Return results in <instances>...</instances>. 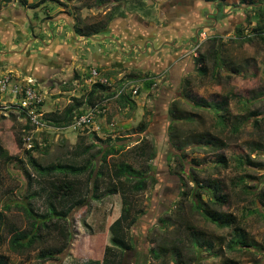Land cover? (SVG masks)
<instances>
[{"label":"rangeland","instance_id":"374dc122","mask_svg":"<svg viewBox=\"0 0 264 264\" xmlns=\"http://www.w3.org/2000/svg\"><path fill=\"white\" fill-rule=\"evenodd\" d=\"M173 1L140 0L144 7L139 10L134 0H108L106 8L97 7L95 0H0V79L32 80L42 98L44 118L51 114L59 117L74 99L79 101L75 113L85 112L90 86L104 80L102 86L107 88L97 95V104H104L100 110L105 109V113L96 116L94 126L73 130L46 123L41 129L24 132L30 138V149L27 145L19 148L16 142L27 122L16 110L6 112L3 108L12 105V98L0 96V147L14 158L10 165L0 166V212L5 226L13 225L17 233L26 235L33 231L31 216L24 213L29 192L23 173L27 167L25 150L37 146L31 155L41 165H81L88 160L98 166L100 150L113 146L117 153L106 159L109 168L124 163L134 170L145 169L150 177L144 192L132 199L131 218L136 216L137 220L128 229L126 241L133 249L122 264H174L171 252L163 255L159 251L172 245L181 253L183 264H264V252L257 249L264 246V172L238 163L240 159L264 163L263 154L250 151L253 144L264 146V121L255 128L254 119L249 118L234 134L230 126L217 128L216 111L210 108L226 103V111L238 123L251 112L264 114V41L250 31L257 25L254 9L262 7L261 1L193 0L195 6L189 3L192 6L186 13L193 15L190 19L195 21L199 43L189 48L190 53L183 46L188 39L170 26L187 17L183 16L185 8L174 9L172 14L163 12ZM108 12L116 17L108 31L91 38L75 36L74 24H95ZM119 14L123 17L118 18ZM117 31L127 40L125 48L113 37ZM93 38L101 42L104 55L117 51L113 66H97L92 61L94 55L103 56L98 51L99 42L94 43ZM147 38L150 41L146 45ZM52 42L59 49L49 58L47 46ZM133 45L139 49L129 47ZM158 50L163 57L158 56ZM200 55L204 57V75L197 72L194 63ZM233 68L240 73H232ZM93 69L98 73L95 80L90 76ZM150 81L153 84L146 88L145 83ZM121 97L128 98L133 106L129 108ZM174 108L178 110L176 116H196L192 123L177 125L182 140L209 134L225 147L188 146L176 152L168 135L169 113ZM76 146L88 148V154L76 156ZM138 146L144 147V155L136 149ZM221 157L226 160L225 167L219 164ZM243 178L244 183L239 185ZM192 179L204 186L199 198L203 206L212 199V183L221 182L228 196L222 212L233 220L230 227H216L192 207L197 199L191 196L199 190ZM40 203L37 199L30 203L38 214L43 213ZM120 207L118 195L103 196L100 201L89 198L68 217V242L53 234L44 245L28 253L14 252L10 247L12 234L2 228L0 258L6 264H99L104 247L113 237L111 225ZM235 228L244 232L253 249L227 248ZM194 235L201 250L191 243ZM204 244H211L213 251ZM60 247L61 252L56 254ZM151 250L160 252L159 259H153ZM46 251L52 257L41 258Z\"/></svg>","mask_w":264,"mask_h":264},{"label":"trees","instance_id":"16d2710c","mask_svg":"<svg viewBox=\"0 0 264 264\" xmlns=\"http://www.w3.org/2000/svg\"><path fill=\"white\" fill-rule=\"evenodd\" d=\"M139 10L144 7V4L140 3V0H134ZM207 3H217V0H200ZM244 3V0H241ZM261 6L258 9H254L257 12V25L250 30L254 37L264 41V0H260ZM106 3L108 0H95V5L97 7L106 8ZM23 5H26L25 1H22ZM221 6V4H218ZM37 6H33L36 8ZM30 7V9H33ZM123 14H119L118 18H122ZM115 15L111 12L105 14L102 21H99L92 25H73V31L76 37L79 38H91L97 35H101L107 31L110 23L115 19ZM215 38L212 42L215 43ZM251 41V39H247ZM213 57L216 58V52L212 51ZM204 57L200 55L195 59L194 63L198 66L197 72L200 75L205 74V70L202 67ZM200 66V67H199ZM234 74H239L240 71L237 68L231 70ZM153 83L150 81L145 87L148 88ZM106 87L99 83H94L90 86V90L87 95L86 105L88 107H94L98 101V93L105 92ZM260 93L257 94L259 96ZM110 96H113L110 95ZM120 100L127 105L129 108L133 106V102H130L128 98L121 97ZM74 104H71L62 112L59 117L56 114L48 115L44 118L47 124H52L56 128H68L71 125L74 115H81L83 112H76L75 110L79 105L77 99L73 100ZM226 103L220 104L218 106L210 107L215 112V125L220 129H227L230 126V132L236 134L240 132V127L248 121L249 118L253 120V126L256 128L260 127L259 121H264L263 112H251L248 114L246 119L241 118V122H237L234 117L229 115L226 111ZM196 107L198 105H195ZM202 107V106H201ZM223 114H220V111ZM178 112L177 109L170 111V125L168 127V135L170 143L175 147L176 152H181L185 150L186 147H194L198 149L204 148H215L218 144L220 148L225 147V144L221 141L214 139L213 136L200 135V136H188L185 140H182L178 131L179 123H192L195 121L196 116L191 114L176 116ZM257 119V120H255ZM241 123V124H240ZM239 124V125H238ZM32 128L27 124L24 128V132H29ZM24 134H19L16 142L19 148H22V136ZM110 141V140H108ZM93 147V146H91ZM37 146H33L31 150H25L26 158V169L24 168L23 173L27 181V187L29 192H27L26 199L28 201L27 208L24 209L26 215L31 216L33 231L31 234L26 235L24 233H17L15 226L9 225L5 226V219L3 214L0 212V232L2 228L7 233H11L10 247L14 252L19 254L28 253L34 251L41 245H44L46 238H52L53 234L58 236L62 242L69 241L70 234L67 230V221L69 215L76 210L78 207L86 204L87 199L94 201H100L103 196H114L118 195L120 197L121 207L118 218L112 223L111 230L113 231V237L110 240L109 245L104 247L103 257L101 263L99 264H122L126 255L132 252L131 244L126 241V234L131 225L135 224L136 216L131 218L132 214V199L140 195L146 189L147 181L150 177L145 169L134 170L132 167L122 163L109 168L107 166L106 159L109 156H114L117 151L113 146H109L107 150H100L101 153L100 161L98 166L92 164V161H84L83 164L78 165L76 163H56L41 165L35 159L32 158L31 153L37 151ZM141 155L145 154L144 147H137ZM252 152H256L264 155L263 144H253L250 148ZM76 156H85L88 154V148H82L81 146H76L75 151ZM151 159V158H150ZM14 162V158L10 157L8 153L0 147V166L10 165ZM239 165L243 166L244 163L249 168L256 169V171L264 172V163L254 162L250 160H239ZM219 164L225 167L226 160L224 158H219ZM146 168V167H145ZM147 169V168H146ZM250 180L254 178L247 177ZM152 180V179H151ZM195 187L199 188L191 196L194 200L197 199V203L193 202L192 207L199 211L204 219L216 227L223 229L230 227L233 224V220L230 216L225 215L222 212L224 206L228 203L227 194L223 193V186L220 181L213 182L211 196L212 199L209 204L202 205L199 202L201 196L200 192L204 191V186H198L197 180L192 179ZM244 183V178L239 181V185ZM101 187H104L101 189ZM210 186H207L209 188ZM245 187V186H244ZM248 190V189H246ZM245 190V191H246ZM100 192H103L99 194ZM264 196V191L262 192ZM186 195V194H183ZM41 201L40 204L43 206V213L38 214L34 211L30 204L34 200ZM264 208V205L262 206ZM264 211V210H263ZM258 212V211H257ZM255 213V212H254ZM258 214V213H257ZM139 215V214H138ZM259 215V214H258ZM262 216V215H261ZM263 217V216H262ZM195 236V235H194ZM3 243V238L0 233V246ZM191 243H195L196 248H201L199 241L196 236L191 240ZM178 243L177 245H181ZM207 246L209 251H213V246L211 244H204ZM228 249L232 250H247L253 249L254 244H249L245 238L244 232L235 228L233 231V236L227 245ZM61 247L55 250L58 254L61 252ZM259 251L264 252V246H258ZM201 250V249H200ZM163 255L171 252L173 256L174 264H183L181 261V253L178 251L176 246L163 247L159 249ZM153 259H159L160 252L155 250L150 251ZM47 253V254H44ZM214 255V254H213ZM52 257V253L49 251L43 252L41 258L45 259L47 257ZM216 256V255H215ZM230 264H235L229 262ZM0 264H6V262L0 258ZM227 264V263H225Z\"/></svg>","mask_w":264,"mask_h":264},{"label":"built area","instance_id":"2783aa9c","mask_svg":"<svg viewBox=\"0 0 264 264\" xmlns=\"http://www.w3.org/2000/svg\"><path fill=\"white\" fill-rule=\"evenodd\" d=\"M90 76L95 80L98 78V73L93 69L90 72ZM97 82L101 85L105 83L104 80H98ZM33 85L35 84L32 80L20 81L15 77H3L0 79V96H10L12 98V105L10 104L3 108L6 112L16 110L32 130H38L43 128L46 122L41 111L42 98L34 90ZM133 93H136V90ZM103 105L96 103L94 107H88L81 115H74L69 128L80 130L94 126L96 116L105 113V109L100 110ZM22 142L23 145H27V149H30V138L25 133L22 136Z\"/></svg>","mask_w":264,"mask_h":264},{"label":"crops","instance_id":"0c3cea01","mask_svg":"<svg viewBox=\"0 0 264 264\" xmlns=\"http://www.w3.org/2000/svg\"><path fill=\"white\" fill-rule=\"evenodd\" d=\"M191 2H192V4H193V6H195V2L192 0V1H190V0H176V1H173V2H171V3H169V6H167V7H165L164 9H163V12H165V13H167L168 12V14H172V12H174L175 10L176 11H178V10H182V9H184L185 8V11L183 10V16L185 17V16H187L185 19H178V21H176V23L175 24H171L170 23V26H171V28H173V29H177V30H180L179 32L180 33H183L181 36H183L184 38H186V39H189L190 38V36H191V33L194 35V32L196 31V29H195V27H193V22H195L194 20L192 21V19H190L193 15L191 14V13H186V9L187 8H189V6H192V5H190L191 4ZM190 3V4H189ZM187 6V7H186ZM170 8H172V9H170ZM175 9V10H174ZM174 10V11H173ZM189 12V11H188ZM187 14V15H186ZM160 15H161V13H160ZM172 21V20H171ZM170 22V21H169ZM175 22V21H174ZM108 31V30H107ZM182 31V32H181ZM111 33V32H110ZM196 33V32H195ZM117 36L115 35H113V37H117V39H118V42L119 43H122L123 45V48H125V46L127 45L126 44V42H127V40L124 38V36H122L120 33H118V31H117ZM180 36V37H181ZM53 40V39H52ZM94 43H96L95 41H97V42H99V39H97V38H93V39H91ZM54 41H56L55 39H54ZM82 41V40H81ZM100 41H102V40H100ZM146 41V44H149V41L150 40H148V38L145 40ZM167 42H169V40H166ZM187 41V40H186ZM185 41V42H186ZM7 42H10V41H7ZM100 43L101 42H99V43H97V47L99 48V54H101V55H103V56H98V54H97V56L96 55H94V56H92L91 58H92V61L93 62H95L96 64H98L97 66H105V67H107L108 66V64L109 65H111V66H113L114 64H113V62H112V58H115V61L117 60L116 59V53H117V51H115V52H111L109 55H104V52L101 50L102 48H101V46H100ZM132 43V42H131ZM173 42L171 41V42H169V43H167V44H170L171 46L172 45H174V44H172ZM130 48L132 47V46H129ZM47 52H46V57H49V58H51V56H53V53H54V51H56L57 49H59V47H57V46H55L54 45V43L52 42V43H50L48 46H47ZM154 48V47H153ZM120 49L122 50V48L120 47ZM120 49H119V51H120ZM160 50H158V53H157V51H156V53L158 54V56H160V57H163L164 55L162 54V52L160 51ZM161 54V55H160ZM13 56H15V55H13ZM114 56H116V57H114ZM69 57V56H68ZM120 61V60H119ZM152 61V63H154V61L155 60H151ZM163 62H165V60H163ZM15 63H16V61H15ZM121 63H123V61H121ZM146 66V65H145ZM21 69V68H20ZM22 71V70H21ZM23 72V71H22ZM24 73V72H23ZM170 76H171V74H170ZM28 77V76H27ZM30 78V77H29ZM31 79H34V78H31Z\"/></svg>","mask_w":264,"mask_h":264},{"label":"flooded vegetation","instance_id":"af4514ba","mask_svg":"<svg viewBox=\"0 0 264 264\" xmlns=\"http://www.w3.org/2000/svg\"><path fill=\"white\" fill-rule=\"evenodd\" d=\"M208 19H211V20H214V18L212 17H209ZM202 27L199 26L198 29H201ZM205 28H212V26H205ZM210 30V29H209ZM198 39V33H197V30H196V33L194 35H191L190 38L185 42V44L183 46H185L186 49L189 50V48L192 46V45H195L196 44V40ZM199 43V42H198ZM197 43V44H198ZM196 44V46H197ZM147 45V44H146ZM132 47H135L134 45ZM137 47V46H136ZM135 47V50L139 49L138 47L136 48ZM189 53L191 52L190 50L188 51Z\"/></svg>","mask_w":264,"mask_h":264},{"label":"bare ground","instance_id":"6f19581e","mask_svg":"<svg viewBox=\"0 0 264 264\" xmlns=\"http://www.w3.org/2000/svg\"><path fill=\"white\" fill-rule=\"evenodd\" d=\"M35 71H36V69H35Z\"/></svg>","mask_w":264,"mask_h":264},{"label":"water","instance_id":"95a60500","mask_svg":"<svg viewBox=\"0 0 264 264\" xmlns=\"http://www.w3.org/2000/svg\"><path fill=\"white\" fill-rule=\"evenodd\" d=\"M196 42H197V40H196Z\"/></svg>","mask_w":264,"mask_h":264}]
</instances>
